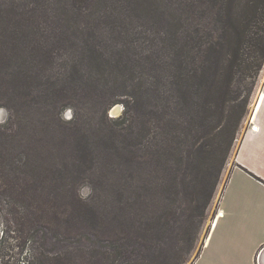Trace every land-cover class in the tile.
Returning <instances> with one entry per match:
<instances>
[{
    "label": "rangeland",
    "instance_id": "374dc122",
    "mask_svg": "<svg viewBox=\"0 0 264 264\" xmlns=\"http://www.w3.org/2000/svg\"><path fill=\"white\" fill-rule=\"evenodd\" d=\"M67 1L0 0V264L247 261L264 237L249 210L206 243L264 97V66L236 76L230 94L196 85L182 96L166 81L179 42L167 44L154 11ZM263 138L241 158L264 173ZM244 166L253 176L233 178L241 203L264 205L253 183L264 178ZM84 183L86 202L76 194Z\"/></svg>",
    "mask_w": 264,
    "mask_h": 264
},
{
    "label": "trees",
    "instance_id": "16d2710c",
    "mask_svg": "<svg viewBox=\"0 0 264 264\" xmlns=\"http://www.w3.org/2000/svg\"><path fill=\"white\" fill-rule=\"evenodd\" d=\"M100 1L60 4L89 10ZM116 2L126 9L141 8L145 15L144 9L154 11L167 27V44H172V38L179 42L172 63H166L170 71L166 81L182 96L196 85L208 95L230 94L235 92L236 76L256 77L264 66V0Z\"/></svg>",
    "mask_w": 264,
    "mask_h": 264
},
{
    "label": "crops",
    "instance_id": "0c3cea01",
    "mask_svg": "<svg viewBox=\"0 0 264 264\" xmlns=\"http://www.w3.org/2000/svg\"><path fill=\"white\" fill-rule=\"evenodd\" d=\"M262 94H264V93H262ZM263 99H264V97H262L261 99H260V97L258 98L256 105H255V108H254L255 110L253 112L254 115L251 116V119H250L251 120L250 129L245 132L239 146L236 149L235 165L229 170L227 181H226V183H225V185L221 191V195L219 198L218 214L216 215V217L214 219L215 221H218V223L216 222L217 225H219V223L221 221L228 222L229 216L239 214L245 210H249L248 214L258 224H259V222L262 225L264 223V205L254 204L256 207L250 206V207L245 208L243 206V204L241 203L240 188L236 187L235 184H233V178L235 177V175L236 176L242 175L241 173H244L245 171H247L251 175L253 174L244 165L248 166L255 173H257L259 176L264 178V173L261 172V169L258 170L256 168L255 169L252 168L241 158L244 150L246 149L245 148L246 143L249 141L251 143V145L255 146L256 145L255 142L260 140V138L262 137V132L264 131V113L262 114V110L264 107V100ZM262 102H263V104H262ZM261 104H262V107H261ZM254 125L258 126V128L255 130H253ZM263 140H264V138H263ZM255 178L257 179V181L253 182V183L257 184L258 187H261L262 190H264V180H261L258 177H255ZM219 212H221V215H219ZM214 227H215V225L214 226L212 225V230H211V233L207 239L208 240L207 244L210 241ZM261 228L264 231V225H263V227L261 226ZM252 243H253V246L249 247L246 250L247 261L245 260V262L225 263V264H255L253 262V257H254L256 250H260V248H262L264 246V237L258 239L256 242H252ZM204 248L202 249L198 258H200L203 255ZM261 258L264 259V251L261 255ZM196 260L197 261H195L193 264L199 263L198 262L199 259H196ZM261 263L264 264V260H261Z\"/></svg>",
    "mask_w": 264,
    "mask_h": 264
},
{
    "label": "clouds",
    "instance_id": "9594fccd",
    "mask_svg": "<svg viewBox=\"0 0 264 264\" xmlns=\"http://www.w3.org/2000/svg\"><path fill=\"white\" fill-rule=\"evenodd\" d=\"M77 197L82 201H87L93 195V188L90 183L81 184L76 190Z\"/></svg>",
    "mask_w": 264,
    "mask_h": 264
},
{
    "label": "bare ground",
    "instance_id": "6f19581e",
    "mask_svg": "<svg viewBox=\"0 0 264 264\" xmlns=\"http://www.w3.org/2000/svg\"><path fill=\"white\" fill-rule=\"evenodd\" d=\"M121 108H122V106L119 105L118 108L114 111V114L117 115V114L121 111ZM254 128L257 129L258 126L256 125V126H254ZM219 215H221V212H219ZM216 222H217V221L213 220L212 225H213V226L216 225ZM206 244H207V243H206Z\"/></svg>",
    "mask_w": 264,
    "mask_h": 264
},
{
    "label": "built area",
    "instance_id": "2783aa9c",
    "mask_svg": "<svg viewBox=\"0 0 264 264\" xmlns=\"http://www.w3.org/2000/svg\"><path fill=\"white\" fill-rule=\"evenodd\" d=\"M263 251H264V248H262L261 250H260V253H258L259 254V258H261V253H263ZM259 264H261V261L259 262Z\"/></svg>",
    "mask_w": 264,
    "mask_h": 264
},
{
    "label": "water",
    "instance_id": "95a60500",
    "mask_svg": "<svg viewBox=\"0 0 264 264\" xmlns=\"http://www.w3.org/2000/svg\"><path fill=\"white\" fill-rule=\"evenodd\" d=\"M118 106H119V105H116V106L112 109V113H113V114H114V111L118 108ZM252 114H253V112H252ZM252 114H251V116H253Z\"/></svg>",
    "mask_w": 264,
    "mask_h": 264
}]
</instances>
